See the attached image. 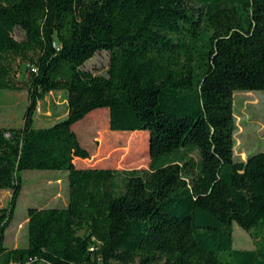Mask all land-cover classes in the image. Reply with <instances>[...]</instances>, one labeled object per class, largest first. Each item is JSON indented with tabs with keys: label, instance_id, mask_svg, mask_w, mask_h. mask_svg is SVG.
<instances>
[{
	"label": "trees",
	"instance_id": "1",
	"mask_svg": "<svg viewBox=\"0 0 264 264\" xmlns=\"http://www.w3.org/2000/svg\"><path fill=\"white\" fill-rule=\"evenodd\" d=\"M100 52L105 75L84 67ZM21 89L22 126H0V264H264V150L235 154L233 110L235 91H264V0H0V90ZM57 91L66 116L35 128ZM93 110L147 168L72 166ZM25 170L65 171L68 202L29 207L9 247ZM234 223L253 249L233 247Z\"/></svg>",
	"mask_w": 264,
	"mask_h": 264
},
{
	"label": "rangeland",
	"instance_id": "2",
	"mask_svg": "<svg viewBox=\"0 0 264 264\" xmlns=\"http://www.w3.org/2000/svg\"><path fill=\"white\" fill-rule=\"evenodd\" d=\"M14 37L20 39L22 32L16 29ZM108 63L106 52H100L88 60L84 67L94 74L105 75ZM26 74L21 68L16 78L24 80ZM28 105L26 89L19 91L0 90V126L20 127ZM107 110L105 108H102ZM99 110V109H97ZM102 110L96 115L105 125L93 123L95 110L75 123L71 132L72 166L75 168L98 167L117 169L147 168L148 152L137 155L128 145L113 146L108 140L122 138L108 129L107 115ZM233 110L236 119L235 154L245 159L247 153L264 150V91H235ZM66 94L51 92L37 104L33 115L35 128L47 127L66 116ZM94 114V115H93ZM22 189L16 204L14 217L5 231V245L24 247L27 244V209L29 207H65L68 202L66 172L60 170H25L22 172ZM10 191L0 189V207L8 204ZM233 247L253 249L251 236L233 224Z\"/></svg>",
	"mask_w": 264,
	"mask_h": 264
},
{
	"label": "built area",
	"instance_id": "3",
	"mask_svg": "<svg viewBox=\"0 0 264 264\" xmlns=\"http://www.w3.org/2000/svg\"><path fill=\"white\" fill-rule=\"evenodd\" d=\"M93 249H94V246L91 245L90 250L93 251Z\"/></svg>",
	"mask_w": 264,
	"mask_h": 264
}]
</instances>
